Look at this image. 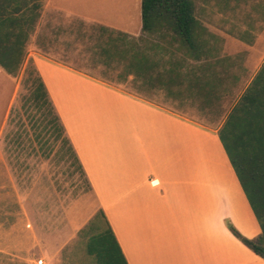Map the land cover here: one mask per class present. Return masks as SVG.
Returning <instances> with one entry per match:
<instances>
[{
    "label": "crops",
    "instance_id": "crops-1",
    "mask_svg": "<svg viewBox=\"0 0 264 264\" xmlns=\"http://www.w3.org/2000/svg\"><path fill=\"white\" fill-rule=\"evenodd\" d=\"M129 2L133 0H112L110 10L125 12ZM256 3L264 14V0ZM217 4L215 21L200 16L201 24L217 38L214 55L193 58L185 53L186 60H190L187 63L173 54L161 69L155 70L154 79L151 69L142 71L141 76L125 77L135 76L146 84L153 79L155 94L167 92L171 108L178 107L179 95L187 93L183 103L198 110L191 112L196 118L168 111L146 96L122 94L32 54L35 72L64 129L62 140L68 141L99 206L95 219L104 214L100 218L113 230L128 264H264V259L231 230L233 227L248 240H256L262 233L219 137L228 116L264 64V19L252 25L262 30L252 39H237L220 31L226 28L225 14L229 10L225 4ZM50 11L83 17L76 9H67L63 0H45L42 13ZM204 11L206 14L210 10ZM119 24L122 27L108 26L122 34H133L131 24ZM137 33L142 34V25ZM12 78L0 67L3 106L11 95L6 107L0 104V142L17 91ZM67 78L75 90L85 87L102 93L103 99L108 96L116 100L101 106L94 102L96 112L92 103L87 104L86 108L92 110L82 112L80 118L76 103L67 105L62 101V83L67 84ZM103 114L122 121L125 150L112 151L100 144L99 136L86 135L82 129L75 134L73 121H79L80 126L90 116L100 119L98 116ZM212 115L217 118L210 120ZM0 156H4L2 150ZM23 235L32 237L27 231ZM46 239L48 249L42 254L50 255L47 264H62L63 250L57 251L51 245L58 242L57 238L46 235ZM38 260L33 247L20 245L17 230L0 228V264H37Z\"/></svg>",
    "mask_w": 264,
    "mask_h": 264
},
{
    "label": "rangeland",
    "instance_id": "rangeland-1",
    "mask_svg": "<svg viewBox=\"0 0 264 264\" xmlns=\"http://www.w3.org/2000/svg\"><path fill=\"white\" fill-rule=\"evenodd\" d=\"M257 1L192 0L199 22L200 16L215 21L217 3L221 6L225 4L229 12L225 14L226 28L220 31L237 39H252L262 31L252 27L264 19V14L257 8ZM63 2L67 9H76L81 16L91 20L61 11L43 12L27 46L25 63L18 76L12 78V86H16L17 91L11 101L8 123L0 142V150L4 153L3 157L0 156V228L17 230L20 245L33 247L35 258L44 260L45 264L50 259V255L42 254L48 249L46 235L57 238L58 242L51 245L57 251L63 250L62 264H97L95 256L88 254L87 244L92 236L104 230V222L100 217L95 219L99 206L69 146L59 137L60 132L52 121V114L47 108L39 110L33 103L37 73L32 54L64 65L122 94L136 98L146 96L148 100L180 116L196 118L191 112L198 110L189 108L190 103H183L187 93L179 95L181 101L178 107L173 108L167 104V92L155 94L153 74L168 62L169 56L175 54L179 61L185 60L187 63L190 60H186L185 52L179 51L177 44L170 45L167 38L137 33L142 25V3L137 5L133 0L127 4L125 12H116L114 8L110 10L112 0ZM203 3H211L205 4L209 9L203 7ZM204 10L210 11L205 14ZM119 22L127 27L131 24L129 30L133 34H122L108 26L122 27ZM133 49L142 50L155 61L150 72L153 79L148 84L135 76L125 78L128 75L126 58L130 57ZM66 82L62 83V101L67 105L76 103V113L80 110V118H83L82 112L92 110L86 108L87 104L92 103L96 112L97 104L94 102H99L98 106H101L103 102L109 104L116 100H110L108 96L103 99L102 93L85 87L75 90L68 78ZM3 96L1 92L0 104L6 107L11 95L6 98L4 106L1 103ZM98 117L100 119L90 116L80 126L79 121H73L71 126L76 128L75 134L82 129L86 135L99 136L100 144L112 151L125 150L122 121H116L107 114ZM215 118V115L209 117L210 120ZM24 231L32 234V237L24 236Z\"/></svg>",
    "mask_w": 264,
    "mask_h": 264
},
{
    "label": "trees",
    "instance_id": "trees-1",
    "mask_svg": "<svg viewBox=\"0 0 264 264\" xmlns=\"http://www.w3.org/2000/svg\"><path fill=\"white\" fill-rule=\"evenodd\" d=\"M44 1L0 0V67L13 78L25 62L27 46L42 17ZM142 35L167 38L170 45L177 44L179 51L193 58L217 52V38L197 20L192 0H142ZM141 51L133 49L126 58L128 74L141 76L142 71L149 72L155 64ZM34 82V105L38 109L49 108L53 123L59 127V137H63L64 129L38 74ZM219 137L262 233L256 240H248L233 227L231 230L264 259V64L228 116ZM63 142L68 144L66 139ZM100 217L104 218L102 212ZM87 252L95 256L97 264H128L107 223L104 230L89 239Z\"/></svg>",
    "mask_w": 264,
    "mask_h": 264
},
{
    "label": "built area",
    "instance_id": "built-area-1",
    "mask_svg": "<svg viewBox=\"0 0 264 264\" xmlns=\"http://www.w3.org/2000/svg\"><path fill=\"white\" fill-rule=\"evenodd\" d=\"M37 264H44V261H43L42 259H39V260L37 261Z\"/></svg>",
    "mask_w": 264,
    "mask_h": 264
}]
</instances>
